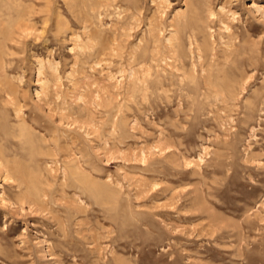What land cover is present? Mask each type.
Returning <instances> with one entry per match:
<instances>
[{
    "label": "rangeland",
    "instance_id": "obj_1",
    "mask_svg": "<svg viewBox=\"0 0 264 264\" xmlns=\"http://www.w3.org/2000/svg\"><path fill=\"white\" fill-rule=\"evenodd\" d=\"M0 264H264V0H0Z\"/></svg>",
    "mask_w": 264,
    "mask_h": 264
},
{
    "label": "bare ground",
    "instance_id": "obj_2",
    "mask_svg": "<svg viewBox=\"0 0 264 264\" xmlns=\"http://www.w3.org/2000/svg\"><path fill=\"white\" fill-rule=\"evenodd\" d=\"M35 199V198H34ZM37 199V198H36ZM37 201V200H36Z\"/></svg>",
    "mask_w": 264,
    "mask_h": 264
}]
</instances>
